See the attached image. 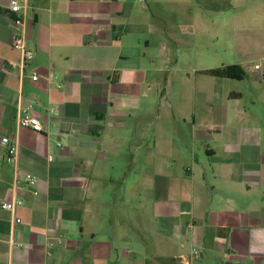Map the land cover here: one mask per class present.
Wrapping results in <instances>:
<instances>
[{"label":"crops","instance_id":"1","mask_svg":"<svg viewBox=\"0 0 264 264\" xmlns=\"http://www.w3.org/2000/svg\"><path fill=\"white\" fill-rule=\"evenodd\" d=\"M10 1L0 264H264V0H28L23 75Z\"/></svg>","mask_w":264,"mask_h":264},{"label":"built area","instance_id":"2","mask_svg":"<svg viewBox=\"0 0 264 264\" xmlns=\"http://www.w3.org/2000/svg\"><path fill=\"white\" fill-rule=\"evenodd\" d=\"M24 3L20 4L19 0H11L10 1V8L13 13L17 15L16 24L18 25L20 32L16 33L12 39V47L20 52L21 54V61L19 64H15L10 62L8 64L9 68H19L21 74L23 75L24 70L28 66V63L34 58V52L29 48L27 42V18L28 13L30 10V6L28 0H23ZM256 69H259L260 66H255ZM40 76L38 72H33L32 80L34 82H38ZM55 109H51V112H55ZM17 123L19 127L31 129L34 132L41 133L44 131V123L39 116L27 114V115H20L17 119ZM1 144L3 146L8 147L10 157L13 161H16L19 152V143L16 140H12L8 137H4L1 139ZM52 159V157H50ZM21 177L25 182H27L33 189L36 187L38 179L37 177L30 175V174H23L19 171L16 172V178ZM34 194L37 195V191H34ZM22 202L18 200H13L11 202L2 203V208L8 211H11L15 214L16 209ZM15 223H21V219L16 218L14 219ZM194 254L196 256L200 255L199 250H195Z\"/></svg>","mask_w":264,"mask_h":264},{"label":"trees","instance_id":"3","mask_svg":"<svg viewBox=\"0 0 264 264\" xmlns=\"http://www.w3.org/2000/svg\"><path fill=\"white\" fill-rule=\"evenodd\" d=\"M238 68L237 67H225V68H218V69H213L209 71H204V74L210 75L215 78H221V79H238L242 78L244 75L243 74H238ZM241 95L238 93H231L230 98L232 99H237Z\"/></svg>","mask_w":264,"mask_h":264},{"label":"rangeland","instance_id":"4","mask_svg":"<svg viewBox=\"0 0 264 264\" xmlns=\"http://www.w3.org/2000/svg\"><path fill=\"white\" fill-rule=\"evenodd\" d=\"M185 75H192L193 77H195V73L194 72H190V73H184ZM173 75H178L177 77H180V74H173ZM182 75V74H181Z\"/></svg>","mask_w":264,"mask_h":264}]
</instances>
